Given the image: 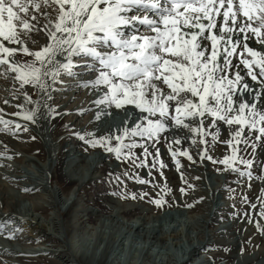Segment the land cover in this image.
I'll list each match as a JSON object with an SVG mask.
<instances>
[{
    "label": "snow or ice",
    "instance_id": "snow-or-ice-1",
    "mask_svg": "<svg viewBox=\"0 0 264 264\" xmlns=\"http://www.w3.org/2000/svg\"><path fill=\"white\" fill-rule=\"evenodd\" d=\"M136 8L150 9L155 15L131 14ZM41 38L43 44L38 42ZM79 57L88 59H75ZM0 66V75L13 74L23 100L34 105L25 109L17 101L15 111L5 112L17 96L15 88L0 102V126L13 135L29 131L21 119L36 124L41 104L44 119L67 114L49 103L52 93L61 90L56 86L65 85L64 76L88 77L75 83L102 92L91 101L93 105L139 110L132 126L114 133L75 129L71 133L85 152L101 149L128 164L131 171L107 175V182L117 185L111 194L121 199L149 196L146 191L127 190L125 179L156 188L154 169L166 179L160 145L167 149L183 181L179 157L190 163L195 160L188 148L178 147L181 138L173 130H187L200 161L224 166L216 171L237 174V183L244 177L251 182L257 165L255 179L264 183V0H0ZM80 67L84 71L75 70ZM26 86L38 89L40 98L34 101ZM101 115L96 111L94 119L100 120ZM222 133H226L221 141L226 150L222 158H214L209 148ZM137 148L139 156L133 151ZM4 155L0 152V157ZM136 169H146L147 176ZM193 187L188 184L178 191L184 196ZM162 190L172 192L166 182ZM204 199L198 197L184 206L192 208ZM148 202L158 208L168 204L159 193ZM239 203L240 208L232 205L233 219L251 222L253 215L264 219V187L254 198L242 194ZM3 215L7 219L0 221V232L15 238L22 229L9 214ZM255 227L264 231L259 220ZM210 250L211 246L204 249ZM215 259L209 257V264Z\"/></svg>",
    "mask_w": 264,
    "mask_h": 264
},
{
    "label": "bare ground",
    "instance_id": "bare-ground-1",
    "mask_svg": "<svg viewBox=\"0 0 264 264\" xmlns=\"http://www.w3.org/2000/svg\"><path fill=\"white\" fill-rule=\"evenodd\" d=\"M49 11L52 15H55L53 8H49ZM145 12L151 17H154L155 15L150 9L139 8L134 9L131 14L143 15ZM40 19L44 23H47V21L43 20L42 15ZM142 29L146 31L143 25ZM38 42L43 44V38ZM33 50H35V48H33ZM82 59L87 60L88 58L82 57ZM0 72H3L2 66H0ZM84 78L87 79V77ZM75 81H77L76 77H71L70 82L72 83L66 82L68 85L65 84L64 87L61 86V88L66 87L67 90L62 89L61 91H56V96L52 93V96L54 99L56 98V101L49 102L50 104L58 106V111L61 113L67 112V114H63L55 119H44L42 118L44 109L41 104L40 111L37 113L36 124L33 125L31 122H26L22 119V121H19L21 124H27L29 128L28 132H21L18 135H13L11 130L5 131L4 128L0 126V152L5 153L4 156L0 157V178L5 179L9 184H7L8 187L0 185V205L4 207L1 212L0 221L5 220L4 218L7 219V217L3 215L7 213L13 218L14 223L22 229V231L12 239L7 237V231L0 232V234L2 238H5L11 244H19L21 242L27 244L31 241L37 240V244H33L36 248H32L30 252H26L24 256L36 254L39 261L45 259L47 262L49 260V262L56 264L55 261H50V259L45 257V254H48L55 255L60 259H63L64 256H69L70 260H63L70 264H125L124 260H119L117 262L113 259L112 249L116 242L125 237V233L133 232L137 238L144 240V248L153 243H164L166 245L168 234L160 235L163 229H161L163 225L162 222L159 224L151 223V221L158 222L165 220L166 215L161 216L163 217L162 219L159 218V215L154 216L155 218H151L147 216V209L143 203L131 201L127 204H121L119 203V200L114 199V197H111L108 194L111 193L112 190H117V188H114L113 185V187L106 186L107 175L109 172L114 174L122 173L124 170H122L120 162H117L116 160L114 161V155L105 153L101 149L93 150L89 148L88 151L85 152V146L83 143L77 137L71 135V133L74 129L81 133H114L110 128H115L117 130L128 126L125 124L118 125L109 122L107 124L108 128H106L102 123L103 120H101L102 115L100 120L96 121L94 119L96 110L101 111V113H106L108 110H112L113 106L93 105L91 101L96 99L98 94L102 95V92L93 94L94 91L97 92L96 89L80 87ZM77 87L78 89H76ZM14 88L17 89V96L10 100L9 106L5 107V112L11 113L15 111L16 109L13 105H15L17 101L23 104L25 109L34 106L27 104L19 97V85L13 83V74L0 75V90L2 91L0 92V102L5 98L10 97ZM26 90L29 91L34 101L40 98L37 96L38 89H33L32 86H26ZM2 106V103H0V107ZM130 107L134 114L139 111L135 110L133 106ZM80 108L90 110L80 114L78 112V109ZM32 126L37 129L33 130L31 128ZM64 130H67V132ZM173 133L174 135L178 134L181 138V148H188L194 158H199L197 155V146L191 144V139H187L190 135L187 133V130H180L178 133H176V130H173ZM39 134H42L44 141L48 143L47 148H45L43 139ZM31 136H35V140L29 139ZM224 138H226V133H222L218 140H223ZM196 139H198V137H196ZM206 139L211 141L210 136L206 137ZM137 140H139V138H137ZM125 142H127V138H125ZM199 147L203 148L205 146L201 145ZM160 148L162 160L166 165H169L172 163L170 154L163 145H160ZM225 150L226 146H222L218 153L223 156ZM133 151L139 156L141 149L137 148ZM86 153L90 156V159L87 162L84 161V155H86ZM209 154L213 155L214 153H211L210 151ZM8 156H11L12 158L8 159ZM55 158L58 159L57 167L56 165L54 166ZM139 174L142 177L147 176L141 171H139ZM53 181L56 183L55 186L52 185ZM171 184L173 183H170V185ZM182 184L188 185L189 183L182 180L177 181L178 186ZM36 185L42 186L45 191H49L50 200L45 201H47L50 206L45 205V202L41 203L36 197H34L35 195H31L34 190L32 187ZM171 186L177 188L174 184ZM25 187L32 190L24 191L23 189ZM132 190L133 192L146 191V186L137 184L132 186ZM20 192H25L30 195H22ZM198 197H200L198 193L196 194V192H194L190 197H186L185 200L182 199V201L185 203L193 201ZM204 204H206V200L204 201ZM226 204L227 202L225 201V205ZM221 205L222 201L219 202L217 208L221 207ZM72 206V214L67 215L68 210L72 208ZM51 208H54L55 211L52 210L53 212H51ZM101 208L107 209L106 212L108 217L106 219L109 222H105L103 218H101V215L99 214ZM119 217L124 219V221L122 220V223L120 222L123 224V228H125L124 230L116 229L117 226L115 224H117L116 222L119 223ZM202 218V224L200 227L203 235L205 227L209 229L207 236H222L221 234L228 231V227H230L229 224L226 223L223 228H218L213 224V220L208 214L204 215ZM86 221L95 222L97 229H102L101 227H103L104 230V226L106 225L105 228L107 231L97 234L95 243L99 241L101 245L98 244L99 246L97 245L95 251L90 245L77 247L74 243V239L81 235L80 225L84 224ZM235 227L239 229V226L237 227L236 225ZM236 228L234 229L235 231H237ZM121 236L123 237L121 238ZM169 236L172 239H177L180 237V234L176 231H172ZM236 237L237 238L233 240V242L231 241V253L227 256L228 260L231 261L224 262L223 264H264L263 249L253 247L248 251L245 250V252H239L236 249L243 241L247 240L248 235L240 230L237 232ZM209 240L210 238L208 240L204 238L200 243H191L189 246L182 247L181 250L184 252L181 253L182 256L179 257L175 263L209 264L208 259L204 256H199L198 258L193 257L199 249L207 246L206 244L210 242ZM226 241H224V245L229 244L225 243ZM11 248L6 247L5 244L0 242V264H3V261H8L10 258H16V256L20 255L19 252L14 251ZM145 253L146 255L148 254V252ZM260 254L263 256L260 257ZM43 262L45 263V261ZM140 264L143 263L140 262ZM168 264L170 263L168 262Z\"/></svg>",
    "mask_w": 264,
    "mask_h": 264
},
{
    "label": "rangeland",
    "instance_id": "rangeland-1",
    "mask_svg": "<svg viewBox=\"0 0 264 264\" xmlns=\"http://www.w3.org/2000/svg\"><path fill=\"white\" fill-rule=\"evenodd\" d=\"M56 87L60 88L61 85H58ZM63 87H64V85H63ZM76 89H78V87ZM0 92H2V91L0 90ZM53 93L55 94V92H53ZM93 93L96 94L97 92L94 91ZM19 97L23 99L22 96L19 95ZM52 101L55 102L56 98L53 99ZM107 112H110V110H108ZM20 121H22V120H20ZM128 123H130V121ZM31 128L33 130L37 129L34 126H32ZM64 131L67 132V130H64ZM39 135L43 139V143L45 145V148H47L48 143L46 141H44L42 134H39ZM46 137H47V135H46ZM221 141L222 140L217 139V141L214 144H212L211 147L209 148V152L211 151V153H214L213 155L211 154L212 156H214V158H222V155L219 154L218 152L220 151V148L222 146H225V145H223V143ZM178 147H182V146L180 145ZM163 149H165V148H163ZM84 156H85L84 161L87 162L90 159L89 158L90 156L87 155V153ZM179 159L181 160V170L183 171V181L188 182L189 184H192L194 186L191 189H187V192L184 196H181L178 189L180 187H182V185H183V187L187 188V185L186 184L185 185L182 184L179 186L177 185V181L181 180L180 179L181 178V172L176 169L173 161H172V163L167 165L166 168L163 169L164 177L166 179H162L159 176L157 170H155V169L153 170V175L155 176V180H156V183L158 186L156 188H153L151 185H143V186H146V192H148V194H149V196L143 200L139 199V197L135 200L131 199L130 197H125L124 199H121L119 194H117V195L111 194L112 192L117 191V190H112L111 193H108L111 197H114V199L119 200L120 201L119 203H121V204H124V203L127 204L131 201H137V202L143 203V205L147 209L146 210L147 216H149L151 218H155L154 216H156V215H159L160 219L163 218V217H161L163 215H166L165 217L167 218V220L165 218V220L158 221V222L157 221L156 222L151 221V223H153V224L154 223L159 224L162 222L163 225H162L161 229L162 228L163 229H162V232L160 230V232H161L160 235L168 234V239H167L168 241H166V243H167L166 245L164 243H160V244L159 243H153V244H149L148 246H146L144 248L143 247V246H145L144 240L141 238H137V236H135V233L128 232V233H125V237L121 236V238L122 237L123 238L120 241L118 240L116 242L114 248L112 249L113 252L112 251L111 252L113 253V259L116 260L117 262L119 260H124L125 264H128V263L129 264H134V263L140 264V262L143 264H168V262L170 264H172V263L176 264L175 261L177 262V259H179V257L182 256L181 253L184 252V251L182 252V250H181L182 247L184 248L186 246H189L191 243H193V244L200 243L204 238H206V240H208L210 238V240H209L210 242H208V244H206L207 246L199 249L196 252L195 256H193V257L198 258L199 256H204L207 259L209 257H216L214 264H223L224 262H230L231 261V260L230 261L228 260L227 256L231 253V250H230V248L232 246L231 244H232L233 240H235L237 238L236 237L237 232H239L240 230H242L244 233H246L248 235V237H247V240L243 241L242 244L239 246L240 248L238 247L236 249L237 251L242 252L241 248H243V252H245V250L248 251V250H250V248H253V247L254 248L259 247L260 249H263V251H264V242H263L264 241V231L257 230V228L255 227V222L257 220H259V223L262 226H264V219H261L255 215H253L252 221L247 222V221H242L241 219H233L229 215V213H232L234 211V208L232 207L233 204L236 205V208H240L242 206L239 203V197L242 194L247 193L250 198H254L256 195L259 194V189L261 187H264V183H262L261 180L255 179V177L259 174L258 166L254 165V170H253V177L254 178L251 182L248 181L247 177H244V178H241L242 182L237 183V182H235V181H237V174L231 173L230 171H227V172L226 171H219V172L216 171L217 167L223 169L224 168L223 165H213L210 161H207V160L200 161L199 158H194L195 163H190L186 157H179ZM115 160L117 162H120V164L122 166L121 167L122 170L131 171V169H128V164L122 163L121 161L114 158V161ZM55 165H56V167L58 165V159L57 158H55L54 166ZM239 167L243 168V165H239ZM125 168H127V169H125ZM136 171H138V172L141 171L145 175H147L146 169H136ZM196 177H199V179H196ZM165 182L167 183L168 187L172 189V192L169 194H165L162 190ZM2 183H4V184H2ZM170 183H173L174 185H176L177 188L172 187L171 185H173V184L170 185ZM249 183L251 184L250 188L248 187ZM7 184H8V182H6L5 179L0 178V185L7 186ZM105 184L108 187L114 186V188H117V185L115 183L106 182ZM125 184L127 185V190H130V191H133L132 186L137 185V183H135L133 180H127V179H125ZM52 185L55 186L56 183L53 181ZM32 188L34 190H33L31 195H35L34 197H36V199H38L41 203L45 202V205L50 206L47 203V201L50 200L49 191H45L44 188L42 186H39V185L33 186ZM231 189H236V192L232 193L230 191ZM194 192H196V194L198 193V195L200 197H205L204 201L206 200V204H208V205L204 204V201H202L200 203H196L192 208L185 207L184 206L185 203H184V201H182V199L185 200L186 197H190L191 194ZM158 193L160 195H164L165 199L168 201V204H166L165 206L160 207V208H158L154 204L148 202L149 197H156ZM20 194L30 195V194H27L25 192H20ZM66 194H67V192H66ZM66 194H64V195H66ZM173 198L175 200L174 203H173ZM45 200H47V201H45ZM221 201H224V203L226 201L227 204L226 205L224 204V207H222L221 209H218L216 211L217 205ZM189 202H191V201H189ZM76 205H77V203H76ZM74 206H75V204H74ZM0 207H1L0 208V217H1V212H2V209L4 207L1 205H0ZM148 209L151 211H149ZM52 210L55 211L54 208H51V212H53ZM72 210H73V206H72V208H70L68 210L67 215H71L73 212ZM106 210H107L106 208H101V212H99V214L101 215V218H103V220L105 222H109L106 219L108 217ZM206 214H208L210 216V218H212L213 224L220 229L223 228L226 223H228L230 226V227H228V231L223 232L221 234L222 236H220V235H218V236L209 235L210 236L209 237V236H207V234H208L207 232L209 231V229L205 227L204 228L205 232L203 235V233L201 232L202 229H201L200 225L202 224L201 223L202 219H203L202 217ZM221 217H223V219H221ZM4 219H6V218H4ZM118 220H119V223L116 222L117 224H115L117 226L116 229H119V230L123 229L124 230L125 228H123L124 226H123V224H121L122 220L124 221V219L122 217H119ZM234 225L235 226L237 225V227L239 226V229H237ZM105 226H104V230H103V227H101L102 229H99V228L97 229L95 222L86 221L84 224L80 225L81 235L77 236L74 239L75 245H77V247L90 245V247H92L93 250L95 251L97 249V245L100 244L99 241L95 243V240L97 238V234L100 232L104 233V231H107ZM230 228H232L233 230ZM235 228L237 231L234 230ZM119 230H117V231H119ZM172 231L173 232L176 231L177 233H179L180 237H178L177 239H172L169 236ZM116 233H118V232H116ZM225 234H227V235H225ZM221 237L222 238L224 237V238L222 239ZM249 238H251V239L249 240ZM224 239H226L228 242ZM0 240H1L0 242L5 244L6 247H8V248L12 247L11 249L20 253V255L16 256V258H10V260H8V261H3V264H30V263L31 264H41V263L42 264H53L52 262H49V260L47 262L45 259H43V261H45V263L43 261H39L38 260L39 258L37 259L36 254L35 255H28L27 254L28 256H24L26 254V252L27 253L30 252V250L32 248H36L35 246H33V244L36 245L37 240L31 241L27 244H23V242H21L19 244H16V243L11 244L5 238H2L1 234H0ZM223 240L226 241L225 243H227V244L229 243L230 245L229 244L224 245ZM122 241H124V242H122ZM178 242H179V244H178ZM78 243H80V244H78ZM84 243H85V245H84ZM175 244H177V245H175ZM70 245H71V243H70ZM167 245H168V248H167ZM119 246H121V247H119ZM209 246H211V250L210 251H204V249L208 248ZM55 248H57V247H55ZM117 248H118V251H117ZM120 248H122V249H120ZM225 248H227L228 250L226 251ZM145 252H148L149 255L148 254L146 255ZM137 255H138V257H137ZM263 255L260 254L259 256L261 257ZM144 256L147 258H145ZM45 257L47 259H50V261L51 260L55 261L56 264H59V263L60 264H70L69 262L64 261L65 259L70 260L69 256H64L63 257L64 260L57 258L55 255L45 254ZM162 260H164V261H162ZM251 264H253V263H251Z\"/></svg>",
    "mask_w": 264,
    "mask_h": 264
}]
</instances>
